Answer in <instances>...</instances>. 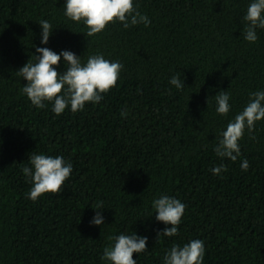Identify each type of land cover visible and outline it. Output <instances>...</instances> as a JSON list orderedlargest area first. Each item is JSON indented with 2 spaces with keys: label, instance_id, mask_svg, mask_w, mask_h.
<instances>
[{
  "label": "trees",
  "instance_id": "trees-1",
  "mask_svg": "<svg viewBox=\"0 0 264 264\" xmlns=\"http://www.w3.org/2000/svg\"><path fill=\"white\" fill-rule=\"evenodd\" d=\"M65 3L0 0V264H109V237L134 233L148 240L136 264H163L173 244L193 239L204 242V264H264V121L245 132L235 162L214 151L264 91V29L255 43L243 36L251 0H134L148 26L114 23L95 37L65 17ZM41 20L52 26L47 45ZM37 47L82 63L102 54L123 70L100 103L56 115L22 93L17 72ZM57 71H66L63 58ZM177 75L183 89L170 83ZM220 91L230 96L227 116L216 112ZM34 152L73 168L59 194L36 202L22 171ZM221 165L227 171L213 174ZM161 196L186 205L175 237L158 236L170 227L155 218ZM97 211L102 226L92 223Z\"/></svg>",
  "mask_w": 264,
  "mask_h": 264
},
{
  "label": "clouds",
  "instance_id": "clouds-1",
  "mask_svg": "<svg viewBox=\"0 0 264 264\" xmlns=\"http://www.w3.org/2000/svg\"><path fill=\"white\" fill-rule=\"evenodd\" d=\"M64 15L73 22L85 25L87 37L103 33L114 23H121L125 28L141 23L145 26L150 24L148 17L137 11L134 0H66ZM244 23V39L255 43L258 38L256 30L264 29V0H251ZM39 25L42 30L41 42L47 45L53 32L52 26L47 20H41ZM36 52L39 55L34 56L35 62L30 59L17 72V75L27 81L22 93L37 108L43 109L46 104H52V111L56 115L63 114L69 107L73 113H77L83 111L86 104L100 103L104 96L117 86L119 74L123 70L122 63L105 59L102 54L91 55L82 63L80 57L68 50L57 54L47 47H37ZM62 58L66 71L60 73L57 68ZM170 83L177 89H183L185 86L179 75L173 76ZM214 99L216 112L227 116L230 112L228 92L220 91ZM127 115V112H121L122 117ZM260 121H264V91L252 93L245 108L227 124L226 130L221 132V138L214 148L217 156L235 162L241 154L239 142L245 132L254 131L256 123ZM28 162L30 166L22 164V171L32 185L26 195L33 202L48 193L59 194L73 171L72 164L65 161L63 156L34 152L30 154ZM248 167V161L244 160L241 168L246 171ZM212 171L213 174L219 175L222 171H227V168L221 165ZM97 207H102V204ZM152 207L156 220L170 226L158 234L159 238L177 236L186 205L174 197L161 196L153 201ZM92 223L96 226L104 224L101 211H97ZM109 240H113L114 244L104 249L102 257L109 264H136L133 254L147 251V238L135 233L120 234L109 237ZM204 257V242L193 239L183 246L173 244L164 256L163 264H204Z\"/></svg>",
  "mask_w": 264,
  "mask_h": 264
}]
</instances>
